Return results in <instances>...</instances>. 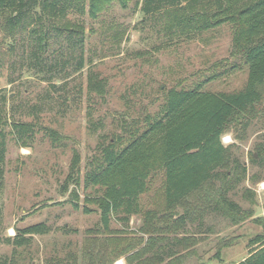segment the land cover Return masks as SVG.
<instances>
[{
	"label": "trees",
	"instance_id": "1",
	"mask_svg": "<svg viewBox=\"0 0 264 264\" xmlns=\"http://www.w3.org/2000/svg\"><path fill=\"white\" fill-rule=\"evenodd\" d=\"M111 1L0 0V25L9 36L25 35L27 59L21 64L42 75L52 88L48 94L59 93L70 73L85 67L86 28L81 16L95 18L102 6ZM118 2L122 7L127 5V0ZM141 10L144 15L166 13L171 17L166 28H175L187 36L229 24L230 55L245 64L247 78L241 89L230 92L170 87L160 117L144 114L124 119L120 134L100 139L86 160L82 181L95 189L85 201L95 205L99 213L96 233L112 231L114 236L89 243L80 264H113L122 254L127 264L179 262L186 252L180 253L178 248L186 251L197 241L189 234L194 233L189 226L201 228L209 211L220 214L233 225L251 217V210L241 208L228 193L246 179L260 180L257 173L247 176L248 166L221 138L224 133L232 132L236 139L242 140L254 119L264 121V0H144ZM87 87L102 95L104 81L89 76ZM64 99L67 102L69 96ZM6 101V95L0 91V186L7 135L20 147L29 146L40 130L52 142L59 139V133L52 128L39 126L33 120L15 119L13 104L7 115ZM32 109H36V104ZM254 152L256 155L249 154V163L261 166L264 143H257ZM79 164L80 157L75 152L64 185V192L73 185L67 201L74 208H79ZM157 173L163 177L160 208L142 213L141 224L136 229L141 235L121 238L118 235L123 230H111L112 220L128 227L131 216L141 213L138 199L148 191L150 180ZM242 197L255 204L253 190L244 188ZM87 211L90 208L84 207V212ZM48 229L44 222L17 228L7 239L12 246L11 262L18 248L28 247L35 236L47 234ZM248 245L247 256L237 264H264V234L255 235ZM72 257L77 259L74 254Z\"/></svg>",
	"mask_w": 264,
	"mask_h": 264
},
{
	"label": "rangeland",
	"instance_id": "2",
	"mask_svg": "<svg viewBox=\"0 0 264 264\" xmlns=\"http://www.w3.org/2000/svg\"><path fill=\"white\" fill-rule=\"evenodd\" d=\"M143 1L127 0V5L122 7L118 0H113L104 4L95 18L81 16L86 28L85 67L80 72H71L59 93L48 94L52 88L42 75L21 64L27 59L25 35L9 36L0 25V91L7 99L5 113H11L9 106L13 104L15 119L33 120L59 133L58 141L52 142L43 130L37 131L27 147H20L7 135L0 186V264H73L75 261L80 264L89 243L114 236L112 231L96 233L99 213L95 205L85 201L95 189L82 181L86 160L100 139L120 134L124 119L144 114L160 117L170 87L230 92L245 85L246 66L230 55L229 24L187 36L175 28H166L171 17L164 12L144 15ZM89 76L104 81L102 95L89 90ZM221 141L225 146L231 145L248 166L247 176L254 173L260 176L256 182L246 179L228 193L241 208L251 210V217L233 225L220 214L209 211L201 228L189 226L194 232L189 234L197 241L186 251L178 248L186 255L173 264H237L248 254V241L264 234V162L261 166L249 163V154L256 155L255 145L264 143V121L254 119L242 140L226 132ZM75 152L80 157L79 208L67 201L73 185L64 192ZM244 188L256 193L255 204L242 197ZM162 194L163 177L157 173L150 180L148 191L138 199L141 213L131 216L128 227L112 220L111 230H123L118 235L121 238L141 235L136 229L141 224L142 213L158 210ZM84 207L90 211L84 212ZM39 222H44L49 232L35 236L28 247L18 248L11 262L12 246L7 239L17 228ZM224 242L227 244L222 246ZM125 258L118 255L113 264H127Z\"/></svg>",
	"mask_w": 264,
	"mask_h": 264
}]
</instances>
